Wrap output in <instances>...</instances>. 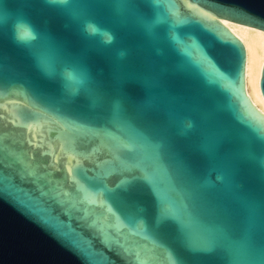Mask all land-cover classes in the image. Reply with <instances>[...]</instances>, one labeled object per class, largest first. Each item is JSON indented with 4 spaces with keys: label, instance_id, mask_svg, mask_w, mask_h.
<instances>
[{
    "label": "water",
    "instance_id": "95a60500",
    "mask_svg": "<svg viewBox=\"0 0 264 264\" xmlns=\"http://www.w3.org/2000/svg\"><path fill=\"white\" fill-rule=\"evenodd\" d=\"M225 25L264 32V0H0V264H264Z\"/></svg>",
    "mask_w": 264,
    "mask_h": 264
},
{
    "label": "bare ground",
    "instance_id": "6f19581e",
    "mask_svg": "<svg viewBox=\"0 0 264 264\" xmlns=\"http://www.w3.org/2000/svg\"><path fill=\"white\" fill-rule=\"evenodd\" d=\"M225 26L242 41L247 51L248 96L264 114V99L259 88L261 69L264 63V32L252 28Z\"/></svg>",
    "mask_w": 264,
    "mask_h": 264
}]
</instances>
